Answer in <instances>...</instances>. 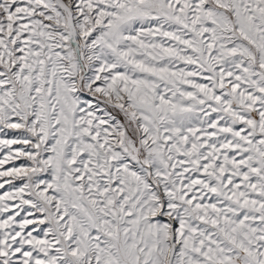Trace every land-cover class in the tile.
<instances>
[{"label":"snow or ice","instance_id":"obj_1","mask_svg":"<svg viewBox=\"0 0 264 264\" xmlns=\"http://www.w3.org/2000/svg\"><path fill=\"white\" fill-rule=\"evenodd\" d=\"M0 264H264V0H0Z\"/></svg>","mask_w":264,"mask_h":264}]
</instances>
